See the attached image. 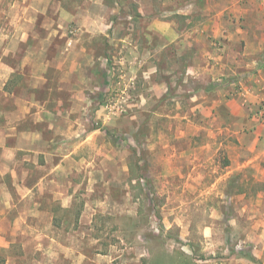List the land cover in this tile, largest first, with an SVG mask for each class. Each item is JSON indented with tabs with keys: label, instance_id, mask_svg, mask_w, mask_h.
Wrapping results in <instances>:
<instances>
[{
	"label": "rangeland",
	"instance_id": "obj_1",
	"mask_svg": "<svg viewBox=\"0 0 264 264\" xmlns=\"http://www.w3.org/2000/svg\"><path fill=\"white\" fill-rule=\"evenodd\" d=\"M224 1L233 0H223L226 7ZM201 4L0 0V105L16 118L36 97L41 107L30 111L50 126L45 136L56 143L55 127L63 126L62 137H70L55 145L62 157L70 150L62 162L70 170L60 188L50 182L41 193L52 218L42 227L58 228L53 238L67 243L81 227L78 249L93 264H142L149 251L173 250L197 264H264V203L228 195L234 174L224 144L215 143L217 125L184 99L198 84L178 80L188 55L177 56L171 45L158 62L152 51L158 37L151 21L198 31ZM55 190L68 197V207L53 199ZM260 190L255 182L246 189L251 196ZM15 239L0 249V264H63L35 250L33 238L26 246L24 234Z\"/></svg>",
	"mask_w": 264,
	"mask_h": 264
},
{
	"label": "crops",
	"instance_id": "obj_2",
	"mask_svg": "<svg viewBox=\"0 0 264 264\" xmlns=\"http://www.w3.org/2000/svg\"><path fill=\"white\" fill-rule=\"evenodd\" d=\"M207 1L202 0L197 8L198 18H201L198 31L184 34L172 21H151L149 30L158 37L156 44L151 45L152 51L156 59L163 60V51L172 45L177 56L188 55L178 80L194 81L198 87L188 89L184 99L196 103L195 107L217 125L215 143H219V147L224 144L226 168L233 174H249L243 176L246 189L254 182L259 183V192L251 196L245 190L242 196L249 195L256 202L264 203V120H261L264 110V0L224 1L228 2L226 7L223 0ZM253 3L258 6L255 11ZM224 13L228 15L227 20L222 17ZM241 15H244L242 19ZM70 70L73 73L72 67ZM3 87L4 84L0 92ZM41 103L36 97L25 100V115L16 118L12 111L0 105V249H8L15 243V237L24 234L25 246L27 237H31L35 240V250L42 251L43 255L54 253L63 259V264H93L94 259L78 249L81 227L68 234L69 243L53 238V229L58 235V228L48 233L42 227L44 220L52 218L43 206L45 200L41 199V193L50 182L60 188L59 178L70 170L62 165L70 156V150L62 157L61 148L55 145L62 138L70 137H62L63 126L55 127L56 136L60 134L56 143L45 136L50 126L42 125L38 115L30 111L34 106L41 107ZM29 117L33 126L28 122ZM54 158H58L57 163L53 162ZM38 169L42 174L32 178L31 172ZM46 173L55 174L56 179L47 180ZM50 193L61 207L69 206L68 197L60 190ZM232 195L237 194L229 196ZM85 241L87 244L88 239Z\"/></svg>",
	"mask_w": 264,
	"mask_h": 264
},
{
	"label": "trees",
	"instance_id": "obj_3",
	"mask_svg": "<svg viewBox=\"0 0 264 264\" xmlns=\"http://www.w3.org/2000/svg\"><path fill=\"white\" fill-rule=\"evenodd\" d=\"M228 195L242 194L245 192V181L242 179L241 173H235L229 179ZM142 264H197L193 256L181 250H173L171 252L162 251L159 254H152L149 251V257L142 260Z\"/></svg>",
	"mask_w": 264,
	"mask_h": 264
},
{
	"label": "built area",
	"instance_id": "obj_4",
	"mask_svg": "<svg viewBox=\"0 0 264 264\" xmlns=\"http://www.w3.org/2000/svg\"><path fill=\"white\" fill-rule=\"evenodd\" d=\"M261 116L264 118V110L261 112Z\"/></svg>",
	"mask_w": 264,
	"mask_h": 264
}]
</instances>
